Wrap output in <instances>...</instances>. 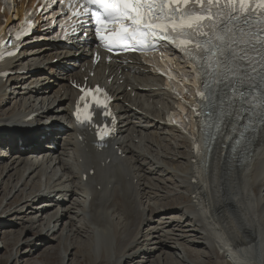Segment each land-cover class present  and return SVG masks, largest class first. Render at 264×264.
<instances>
[{
  "label": "bare ground",
  "instance_id": "6f19581e",
  "mask_svg": "<svg viewBox=\"0 0 264 264\" xmlns=\"http://www.w3.org/2000/svg\"><path fill=\"white\" fill-rule=\"evenodd\" d=\"M12 4L0 31L24 10ZM91 42L21 49L0 65L14 73L0 79V213L13 216L0 228L33 234L19 241V232L2 233L6 262L37 264L35 234L57 241L41 255L57 250L61 264H264V125L244 156L229 132L195 156L191 143L202 133L165 125L178 103L163 79L135 56L93 67ZM85 78L113 97L116 133L101 151L70 118L77 92L68 82ZM49 120L63 123L59 140L46 130Z\"/></svg>",
  "mask_w": 264,
  "mask_h": 264
},
{
  "label": "snow or ice",
  "instance_id": "6c2138e0",
  "mask_svg": "<svg viewBox=\"0 0 264 264\" xmlns=\"http://www.w3.org/2000/svg\"><path fill=\"white\" fill-rule=\"evenodd\" d=\"M130 15L143 22L145 17L163 19L164 31L174 33L173 39L193 35L200 39H180L183 44L195 43L197 49L210 54L213 65L205 73L219 79V69L229 59L242 75L255 58L264 72V0H122ZM248 35L249 38L244 40ZM256 38H262L256 42ZM202 41V42H201ZM187 51V47L185 48ZM208 87V84L205 85ZM175 123V121H173Z\"/></svg>",
  "mask_w": 264,
  "mask_h": 264
},
{
  "label": "rangeland",
  "instance_id": "374dc122",
  "mask_svg": "<svg viewBox=\"0 0 264 264\" xmlns=\"http://www.w3.org/2000/svg\"><path fill=\"white\" fill-rule=\"evenodd\" d=\"M3 3H4V7H5V9L7 10V11H9L10 10V6L6 3V1L8 2V0H1ZM46 45L45 44H37V45H35V46H33V47H31V49H39V48H42V47H45ZM29 49V48H28ZM176 71L178 72V75H182V76H186L187 74H188V72L186 71V67H182V65H179L178 66V68L176 69ZM182 71V72H181ZM60 76H62V75H58V74H56L55 75V77H60ZM52 80V79H51ZM6 109H7V112L8 111H11L12 109H14V108H12V106L10 105L9 107H5ZM178 110H180L179 109V107H177V111ZM187 117L186 116H181V121L184 123V125H186L187 123ZM178 122H180V121H178ZM185 129V128H184ZM5 180V179H4ZM38 204V203H37ZM40 204V203H39ZM38 204V205H39ZM0 225H3V226H5V225H8V224H10V220H12V218H13V216L11 215V214H9L8 216H4V214H2V213H0ZM21 229L17 226V227H9V228H6L5 227V229H3V228H0V243H1V241H2V233L3 232H6V231H15V232H19L21 235L20 236H18V238L20 239L19 241H27V240H29V239H31L32 238V236L31 235H33V234H29V233H25L24 231L23 232H21L20 231ZM34 236H36L37 237V241H36V243H37V249H36V251H35V253H34V257H36L37 258V261L35 262V263H37V264H39V263H42L43 262V264H61V262H60V260L58 259V251L56 250V252H52V254L50 253V254H45V255H41L42 254V252H43V250H44V246H49V245H51V246H53L54 247V245L56 246V244H57V241L55 242V243H53V241H51L49 238H48V236H45V235H35L34 234ZM25 239V240H24ZM21 242H19V244H20ZM17 245V244H16ZM10 247L12 248V245H10ZM14 247V246H13ZM23 249H25V248H23ZM167 252L169 251V250H166ZM203 250L202 249H199V252H202ZM69 252V251H68ZM70 252L71 253H73L74 251H71L70 250ZM40 254V255H39ZM38 255V256H37ZM0 256L1 257H4L5 256V260H2L0 263L1 264H9V262H6L7 261V256L5 255V250L4 249H0ZM53 257V258H52ZM154 257L152 256L151 257V259H153ZM45 261V262H44ZM75 263L77 264V262L75 261ZM78 264H80V263H78ZM89 264V263H88Z\"/></svg>",
  "mask_w": 264,
  "mask_h": 264
}]
</instances>
